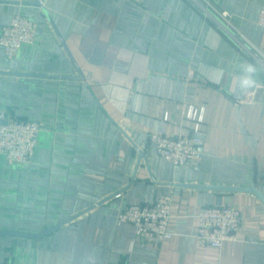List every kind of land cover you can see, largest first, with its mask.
I'll list each match as a JSON object with an SVG mask.
<instances>
[{"label": "crops", "instance_id": "obj_1", "mask_svg": "<svg viewBox=\"0 0 264 264\" xmlns=\"http://www.w3.org/2000/svg\"><path fill=\"white\" fill-rule=\"evenodd\" d=\"M33 2L0 0V26L37 25L12 60L0 46V114L41 125L27 165L0 155V264H264V68L216 19L264 52V0H44L47 16ZM249 64L258 86L241 89ZM189 105L205 108L200 151L174 166L149 136L193 139ZM160 198L171 238L117 224ZM220 205L241 225L213 249L195 239L198 214Z\"/></svg>", "mask_w": 264, "mask_h": 264}, {"label": "built area", "instance_id": "obj_2", "mask_svg": "<svg viewBox=\"0 0 264 264\" xmlns=\"http://www.w3.org/2000/svg\"><path fill=\"white\" fill-rule=\"evenodd\" d=\"M36 1L40 8L44 7V0ZM216 14L218 24L229 33L231 39L240 48L248 50L264 68V52L250 44L243 34L232 33L227 26L230 18L227 12L219 11ZM257 24L264 30V6L260 10ZM36 27L33 20L20 13L15 14L8 25L0 26V46L8 60H12L23 45L36 42ZM257 86L254 83V88ZM204 114V106L195 105L187 106L184 112L185 119L194 124L193 139L180 135L171 136L164 130L150 134L149 140L157 155L174 166H184L192 162L199 152L197 146L201 139L197 136ZM40 135L41 125L38 122L19 118L6 119L4 114H0V155L6 158L8 164L27 165L39 145ZM171 211V201L160 198L153 203L130 205L120 209L116 214V222L118 225L132 224L136 237L140 240L161 242L172 237V233L168 231ZM198 220V231L195 235L198 243L219 249L226 241L238 240L241 213L237 208L227 205L204 207L198 214Z\"/></svg>", "mask_w": 264, "mask_h": 264}, {"label": "clouds", "instance_id": "obj_3", "mask_svg": "<svg viewBox=\"0 0 264 264\" xmlns=\"http://www.w3.org/2000/svg\"><path fill=\"white\" fill-rule=\"evenodd\" d=\"M256 71L255 67L253 65H244L243 66V73L244 75L240 76L238 78V86L241 89H248L252 86H254V80L252 79V74H254Z\"/></svg>", "mask_w": 264, "mask_h": 264}, {"label": "water", "instance_id": "obj_4", "mask_svg": "<svg viewBox=\"0 0 264 264\" xmlns=\"http://www.w3.org/2000/svg\"><path fill=\"white\" fill-rule=\"evenodd\" d=\"M35 5H37V6H40V4L36 1V0H34V2H33ZM42 9V11H43V13H44V15H48L47 14V12H46V9H45V7H42L41 8ZM49 18V17H48ZM50 19V18H49ZM199 139H201V137L200 136H197ZM200 151V150H199ZM252 192L254 191L255 192V190H251ZM257 193V192H256ZM260 195V197L264 200V197L261 195V194H259ZM64 223V222H63ZM63 223H61V224H58V225H56V226H54V227H52V228H49V229H47V230H45L44 232H41L40 234H34V235H31V234H22V233H9V234H11V235H17V236H27V237H35V238H39V237H42V236H44V235H46V234H49L50 232H52V231H54V230H56V229H58ZM2 233H5V232H0V234H2Z\"/></svg>", "mask_w": 264, "mask_h": 264}]
</instances>
